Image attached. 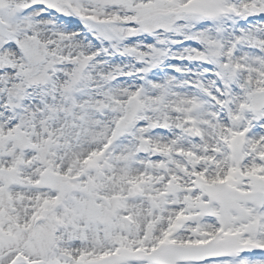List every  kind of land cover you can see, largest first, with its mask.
Returning <instances> with one entry per match:
<instances>
[{"label":"snow or ice","instance_id":"6c2138e0","mask_svg":"<svg viewBox=\"0 0 264 264\" xmlns=\"http://www.w3.org/2000/svg\"><path fill=\"white\" fill-rule=\"evenodd\" d=\"M0 264H264V0H0Z\"/></svg>","mask_w":264,"mask_h":264}]
</instances>
